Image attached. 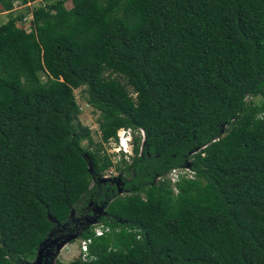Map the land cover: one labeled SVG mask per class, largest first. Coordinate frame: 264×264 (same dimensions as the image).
Masks as SVG:
<instances>
[{
    "label": "trees",
    "instance_id": "16d2710c",
    "mask_svg": "<svg viewBox=\"0 0 264 264\" xmlns=\"http://www.w3.org/2000/svg\"><path fill=\"white\" fill-rule=\"evenodd\" d=\"M64 1L0 23V264L73 234L87 259L55 264H264V0ZM121 127L132 156L102 180Z\"/></svg>",
    "mask_w": 264,
    "mask_h": 264
},
{
    "label": "rangeland",
    "instance_id": "374dc122",
    "mask_svg": "<svg viewBox=\"0 0 264 264\" xmlns=\"http://www.w3.org/2000/svg\"><path fill=\"white\" fill-rule=\"evenodd\" d=\"M46 0H37L35 2L27 3L25 5L17 4L16 2L13 5L12 11L9 13L6 11H2L0 8V23H3L7 20L8 16H16V15H23L24 20L17 23V26L27 28V22L31 18V10L33 7L42 5L45 3ZM64 6L69 7L70 1L65 0ZM39 79L41 81H44L46 79L45 75L43 73H39ZM121 83L124 84L123 79H119ZM129 93L133 96V93L130 92L129 87L126 86ZM75 101L78 105L79 112L77 114V121L83 125L86 126L90 130L91 138L93 143H97L99 141V130L97 126V119H98V113L93 110L84 100V88L79 87L73 90ZM253 101H259L260 98H251ZM85 143H83L84 145ZM103 150L107 152L109 155H111V162L112 166L104 171V173L101 176L102 180H114L116 183H119L122 178H124V171L121 170L122 164L120 163V157H117L115 154L111 153L109 144H103ZM130 158V156H129ZM126 161V160H125ZM128 162V161H127ZM80 238H74L64 244V246L61 247L60 251L58 250L56 252V245L50 246L48 249L44 250V256L41 259V264H55V261H70L72 259H75L78 257L79 253V242ZM33 261L30 263L32 264Z\"/></svg>",
    "mask_w": 264,
    "mask_h": 264
},
{
    "label": "built area",
    "instance_id": "2783aa9c",
    "mask_svg": "<svg viewBox=\"0 0 264 264\" xmlns=\"http://www.w3.org/2000/svg\"><path fill=\"white\" fill-rule=\"evenodd\" d=\"M139 135L141 141L144 139V133L142 129H139ZM111 153L115 154L117 157H122L124 160L129 161V156H132V131L130 128L121 127L116 130L115 139L111 140L109 143ZM191 170L189 166L183 165L181 167L172 168L164 174L170 183H174L179 176L189 177ZM91 226L92 231L95 236L101 235L105 229L102 224L98 223L96 220H91L88 222ZM89 239H81L79 242V253L80 259L85 261L87 259V244Z\"/></svg>",
    "mask_w": 264,
    "mask_h": 264
},
{
    "label": "water",
    "instance_id": "95a60500",
    "mask_svg": "<svg viewBox=\"0 0 264 264\" xmlns=\"http://www.w3.org/2000/svg\"><path fill=\"white\" fill-rule=\"evenodd\" d=\"M76 238L75 234L73 235H65L63 238L62 237H57L51 240H45L48 241L47 243H44L42 245H40L37 249L36 252V257L33 261L32 264H41V259L44 256L43 251L48 249L52 244L56 245V252L65 244L68 243L67 241Z\"/></svg>",
    "mask_w": 264,
    "mask_h": 264
},
{
    "label": "crops",
    "instance_id": "0c3cea01",
    "mask_svg": "<svg viewBox=\"0 0 264 264\" xmlns=\"http://www.w3.org/2000/svg\"><path fill=\"white\" fill-rule=\"evenodd\" d=\"M65 245H66V243H65ZM64 246V245H63ZM61 249V248H60ZM60 249H59V251H60Z\"/></svg>",
    "mask_w": 264,
    "mask_h": 264
}]
</instances>
